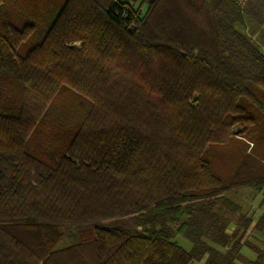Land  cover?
Returning <instances> with one entry per match:
<instances>
[{"label": "trees", "instance_id": "16d2710c", "mask_svg": "<svg viewBox=\"0 0 264 264\" xmlns=\"http://www.w3.org/2000/svg\"><path fill=\"white\" fill-rule=\"evenodd\" d=\"M61 4L42 23L0 0V234L14 248L0 264L30 259L25 232L44 244L33 264H264L220 213L227 192L264 193L258 4ZM114 219L136 225H102ZM67 231L78 240L57 249Z\"/></svg>", "mask_w": 264, "mask_h": 264}, {"label": "crops", "instance_id": "0c3cea01", "mask_svg": "<svg viewBox=\"0 0 264 264\" xmlns=\"http://www.w3.org/2000/svg\"><path fill=\"white\" fill-rule=\"evenodd\" d=\"M251 1L252 4H258L257 0H250V2ZM258 6L259 4L255 7V10L259 11V9H257ZM259 12L260 16L258 17L249 15L250 18L247 19L246 31L249 33L253 40L260 44L262 50L264 51V11L260 10ZM250 189L253 190L251 193H254L252 194V196H257V193H261L254 190L253 188ZM230 203V206L233 208V210L235 209L234 211L238 213L236 217L233 216L229 220V225L226 232L229 235L235 236L236 238H241L243 247L241 248L240 252L246 260H255L257 258L255 248L257 247L264 251V195L262 198L257 200L252 199V197L250 196V198L245 199L242 202L230 200ZM240 217L243 218L242 221H240ZM17 235L18 237H20V239L24 240L25 247L23 245H18L16 249L18 251H21L20 254H22L24 258L25 255L26 257H30V259H24L25 264H33L36 258L33 256L32 249H35L38 252L44 249V244L39 239L40 235L30 232L19 233ZM69 235V238L65 236L61 241H59L56 247L57 249H64L76 242V238L71 236V232L69 233ZM12 237V235L0 234V262H2L1 260L3 259L2 257H4L5 251L7 252L12 249L14 250V248L12 247L13 241H6L12 239ZM258 242L259 244H257ZM194 264H204V260L195 262Z\"/></svg>", "mask_w": 264, "mask_h": 264}, {"label": "rangeland", "instance_id": "374dc122", "mask_svg": "<svg viewBox=\"0 0 264 264\" xmlns=\"http://www.w3.org/2000/svg\"><path fill=\"white\" fill-rule=\"evenodd\" d=\"M63 1L64 0H22V3H23V6L26 8V10H28L27 11L28 14L35 15L39 20L42 21V23L43 22L47 23L49 20L52 19V14L57 12L58 5H60ZM150 1L151 0H131V2L134 4L135 7H138L141 5L143 10L146 9V7L148 6ZM74 45L80 46V42H77ZM252 191L253 190H251L250 188H243V189H237V190L227 192L226 193V198H227L226 200H228V204L221 206L220 213L223 214L224 216H226L230 220L231 217H233V216L236 217V215L238 213V212H235L234 211L235 209L233 210V208L229 205L230 200L242 202L243 200L250 198V196L252 197V199L257 200V199L262 198L264 195V193L261 192V193H257V196H252V194H254V193H251ZM262 193H263V195H262ZM242 220H243V218L240 219V221H242ZM102 225L107 226V227H109V226L120 227V228L128 227V229H130L131 227H135L136 224H135V221L133 219H114V220H111L109 222H104V223H102ZM70 227L72 228V230H78L79 229L78 225H70ZM174 228H176V226H174ZM137 229H138V227H137ZM70 232L72 234L71 236L76 238V241H77L78 240V234L75 235V232H73V231H70ZM70 232L67 231V233L65 234V236H67V238H69ZM173 240L177 241L182 247H184L187 250H189L192 247L191 241L187 237H185L179 233H175V235L173 236ZM72 241H73V238H72ZM253 242H256V241H253ZM257 244H259V242ZM257 246H260V245H257Z\"/></svg>", "mask_w": 264, "mask_h": 264}, {"label": "built area", "instance_id": "2783aa9c", "mask_svg": "<svg viewBox=\"0 0 264 264\" xmlns=\"http://www.w3.org/2000/svg\"><path fill=\"white\" fill-rule=\"evenodd\" d=\"M240 1H244V0H240Z\"/></svg>", "mask_w": 264, "mask_h": 264}]
</instances>
